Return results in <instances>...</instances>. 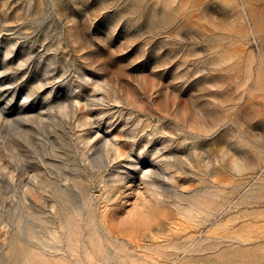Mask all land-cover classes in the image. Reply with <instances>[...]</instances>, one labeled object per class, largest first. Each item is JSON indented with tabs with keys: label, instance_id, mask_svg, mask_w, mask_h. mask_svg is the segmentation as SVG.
<instances>
[{
	"label": "rangeland",
	"instance_id": "374dc122",
	"mask_svg": "<svg viewBox=\"0 0 264 264\" xmlns=\"http://www.w3.org/2000/svg\"><path fill=\"white\" fill-rule=\"evenodd\" d=\"M0 264H264V0H0Z\"/></svg>",
	"mask_w": 264,
	"mask_h": 264
}]
</instances>
